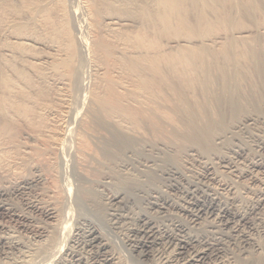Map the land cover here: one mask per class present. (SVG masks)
I'll list each match as a JSON object with an SVG mask.
<instances>
[{
	"label": "bare ground",
	"instance_id": "obj_1",
	"mask_svg": "<svg viewBox=\"0 0 264 264\" xmlns=\"http://www.w3.org/2000/svg\"><path fill=\"white\" fill-rule=\"evenodd\" d=\"M9 1L0 0V23L7 12H17L19 5L27 8L24 12L29 18L44 12L49 20L47 32L52 43L47 49L52 52L33 56L30 63L37 68L44 66L48 74L57 73L59 84L74 81L77 52L68 39L71 35L66 32V23L58 25L52 15L56 0ZM88 3L86 7L103 19L104 26L92 41V51L105 59L115 54L114 66L130 80L131 87L104 80L108 94L102 95L94 85L93 106L73 132L78 168L89 166L88 157L93 159L89 169L101 177L112 166L126 168L125 158L135 153H154L142 165L146 168L142 174L118 178L120 185L131 189V195L121 196L116 191L106 197L104 215L109 226L123 221L133 203L130 196L142 193L139 195L146 200L148 210L133 219L127 235L130 252L140 262L158 256L159 264H264V137L260 135L264 128V0H144V6L140 0ZM161 35L182 36L185 44L169 40L167 47L159 48ZM35 37L15 33L12 45L0 53V137L16 120L35 123V101L21 90L29 83L27 72L8 64L16 54L21 63L26 62L14 45L17 49L47 46ZM48 113L54 114L52 110ZM56 118L55 129L38 131L49 141L46 152L62 148L69 131L60 125L62 119ZM242 134L254 142L255 149L243 145ZM227 141L231 143L226 151L220 152ZM8 150V146L0 147L2 198V183L5 185L20 165L18 157L7 159ZM190 164H196L200 172L192 173L187 167ZM219 168L230 177L225 178ZM147 172L159 178L161 186L137 190L141 183H147ZM81 173L74 188L71 182L65 180L64 186L59 182L61 200L78 197L98 212L102 202ZM107 179L102 177L101 183ZM36 180L22 179L27 185ZM162 186L174 195L166 194ZM70 205L34 207L49 226L35 231L34 243L10 240L8 247L18 252V260L0 259V264H121L106 234L91 219L76 221L69 244L62 246L60 235L64 237L67 223L73 220L64 216ZM152 211L162 214L161 219ZM183 215L188 221L180 219Z\"/></svg>",
	"mask_w": 264,
	"mask_h": 264
},
{
	"label": "rangeland",
	"instance_id": "obj_2",
	"mask_svg": "<svg viewBox=\"0 0 264 264\" xmlns=\"http://www.w3.org/2000/svg\"><path fill=\"white\" fill-rule=\"evenodd\" d=\"M12 1L9 2L13 3ZM56 1L52 5L53 7H51L52 15L55 16L56 20L58 21L57 23L58 25L63 24L64 22L66 23L67 25L66 32L68 33V35L70 34L72 37V38L68 37V39H70V41L74 43L77 52V63H76L77 75L75 77V80L72 82L69 81L65 84H59L57 83V79H58L57 73L53 75L48 74L45 71L46 68L44 66L42 68H37L35 65H32L30 63L32 62L30 60H33L31 59V57L36 55L38 56L44 54L47 55L52 52L49 48L48 49L50 51L47 49V47L51 45L50 43L52 42H50L49 35L47 32V30H49L47 28L48 26L47 23L49 20L44 12L35 13V16L33 17V19H31L29 18L28 14L24 12V10L27 8L23 6H21L20 8L19 5L17 12L16 11L7 12L3 16L0 23V53L4 49H7L12 45L13 40L11 36L15 33H19L20 31L28 33L31 36L32 35L36 36L37 39L42 38L41 41L45 43V45H47L41 48H37V47L35 48L33 47L35 45L32 46L30 45L26 48H19V49H17L19 46L14 45L19 54L21 53L25 55L26 62L21 63L20 62L21 57L20 56L18 57V54H16L17 57L8 63L9 65L13 64L15 67H18L19 69H24L27 72L29 83L22 86L20 85L22 87L20 88L22 91H25L32 99H34L35 103L33 106V110L36 113V116L34 118L35 119L34 124L33 123L31 124L26 121L24 122L22 120H16L9 126L8 130H6L5 133H3V135H1L0 137V147L8 146L9 149L8 152H6L8 153V156L6 155L8 157L7 159L13 160V157H18V159L20 160L18 161L19 162L18 165L19 164L20 165L16 170L17 172L15 175L12 176L14 178L11 177L10 180L5 183V185H3L4 183H2V186H4L3 190L5 192V195L3 196V198L0 197V202H1L0 205L4 206L2 207L3 209L0 211V214L2 213L0 215V242L2 240L1 242L2 246L0 245L1 246L0 259L6 262L17 261L18 259L16 257L18 256V252L15 249L9 248L7 243L10 242V240L11 241L17 240L19 242L22 241L23 243L21 244H27V245L34 243V240H36L34 235L35 231L39 228L45 229L49 226V221H46L42 217L41 213H39V211L34 210L33 209L34 207L42 208L53 205L56 208L57 207L67 208L69 207L70 203H72L70 205V208L65 209L64 211V212H66L67 210L69 211L67 215L66 213H64V216H66L65 219H67L68 221L71 219L73 220H71L70 222L67 221L68 226L71 228H68L67 226V229L63 234L64 237L60 235L59 242L63 240L62 241L63 244L60 243L62 244V246H67L69 244L68 237L73 231L76 221H82L83 219L86 220L91 219L90 221L92 222V224L95 225V227L97 226V228L100 230L101 233L106 234L107 237L105 236V238L106 239L108 238L107 241L109 243V246L121 264H159L158 256L149 257L148 260H145V262H140L135 257H133L134 254L130 252L131 250L129 249L127 244L128 229L130 227V224H132L133 219L136 218L137 215L143 213L144 210L146 209L148 210L147 205L145 204L146 200L143 199V196L139 195L142 193H138V196L137 195L134 197L130 196L133 203L131 204L132 206L126 212L129 215H126L125 219H123V221H121L117 225L115 224L114 226H109V224L107 223L108 217L104 215L106 202H108L107 198L109 196H111L116 191H119L121 193V196L131 195L132 193L131 189L129 188L125 189V185H120L118 183L119 182L118 178H124L129 174L131 175L136 173L142 174L141 172L143 170H146V168L144 167L145 166L144 162L147 161V157L150 158L151 155L154 156L153 151H151L148 154L141 152H139L140 154L135 153L134 155L125 158L124 164L125 165L127 164L125 166L126 168L112 166L111 169L106 171L109 175L105 173L104 175L101 174L102 175L101 177L100 174H98L97 177V175H95L89 169V166L91 165L90 162L93 161V159H89L87 157L86 163L89 166L82 167L81 170L80 168H78L79 165L76 163V158H74L76 157V153H75L76 141L74 135L75 133L73 132L79 129L83 120L86 119L88 112L91 109L90 107L93 106V101H92L93 88L96 85H98V87L100 88V89L98 88L99 93H102V95H106L108 94V91L106 89V81L108 79L120 81V83L124 85V87L126 88L131 87V82L130 80H128V78H126L125 74L121 70L115 68L114 66V61L116 57L115 54L112 53L111 57L105 59L100 57L99 54H97L95 51H92L94 50L92 47L93 46L92 41L96 37H98V34L101 32V28L104 26H103V19H101V17H95L93 12L89 10L88 7H86V5L88 6L89 4L88 2L90 0L89 1L88 0H62V1L56 0ZM85 1L87 3H85ZM140 1L142 2L141 5L144 6V0H140ZM64 9L66 10L64 11ZM62 11L63 13H61ZM13 22L17 24L14 25ZM99 23L100 26L98 25ZM133 26H135V24H133ZM66 36L67 35H64L62 39L64 38V40H66L65 38ZM161 36H159V39L157 40L159 48L167 47L165 44H167L169 40L177 43L178 41H181L179 42V44H185L183 40L184 37L182 36L181 37L170 36L171 38L169 36H164V35ZM178 38L182 40H179ZM53 44L56 45L57 43H53ZM174 46L173 48H175ZM7 59H11V58L7 57ZM50 63L51 62H49V64ZM27 86H29V88ZM81 96L83 97V99ZM49 110H52L54 114L50 115L48 113ZM56 117L58 118L60 117L62 119V123L60 125L63 126L67 131L69 130L70 132L69 131L68 133L66 132L65 135L66 139H64L65 142L63 141L62 145L60 146L62 148H59L57 152L56 151L46 152L44 148L46 147V144L49 141L45 136L39 134L38 131L43 129L44 130L55 129L58 126L56 124V119H57ZM262 132L260 135L264 137V128ZM147 135L148 134H146V137L151 140L152 138L150 137V135L148 136ZM245 137H247V135L242 134L243 145L247 149H251V148L255 149L254 142L251 141L249 137L247 139ZM89 139L91 141L94 140L93 136H89ZM243 139H246V141L248 139L249 140L245 142V140ZM226 143H224L225 146H222L223 148L222 147L220 148L222 151L219 149L220 152L226 151L225 149L229 146L231 142L229 143L227 141ZM245 143H248V146ZM249 146H251V148ZM65 165H67L66 169H65ZM62 167L64 168V170ZM187 167L191 172L192 170L193 171L199 170L200 172V168H198L196 164H190ZM219 170L223 171L222 175H224L225 178L230 177V174L224 171L225 170L224 168H219ZM80 172H82L81 174L83 176L81 177L84 180L85 184L89 186L92 190L93 189L95 190L94 192L96 193L95 194L96 198L100 200V202H102L100 203L99 206L100 209L98 212L92 211V207L90 206L91 204L81 201V199H79L78 197L76 198L72 197L70 200L68 199L67 202L66 201L63 202V200H61L62 197L60 196V192L58 190L59 187L61 186L60 184H63V182L65 184V180H66V182H71L70 185L73 184L72 188H74L75 185H77L79 182L77 181V179L79 180L78 175H80ZM21 175L25 177V179L35 177L37 178V180L34 183V185L33 184L27 185L23 183L25 179ZM105 176H107L108 179L105 182L106 184L105 183L102 184L101 183L102 177ZM145 179L147 180L146 181L147 183L145 185H142L141 183L140 184L141 187L139 186L138 189L136 188L137 190L147 189L149 187L161 186L159 178L154 177V175H152V173L150 172H147V174L145 175ZM64 184L62 186H64ZM118 185H120L121 188ZM122 187L126 191L122 190ZM162 189L166 194L168 195L171 194L170 196L174 195L173 192H171L170 190H168L163 186ZM80 209L82 212L80 211ZM70 211L74 213L72 214ZM9 214L11 215V217ZM152 215L155 216L156 218L158 217V219H161L160 216H162V214H157L153 211H152ZM68 216L69 218H67ZM75 217L78 219H75ZM180 219L184 222L188 221V218L185 215L181 216ZM114 228L116 229L114 230ZM70 229L72 230L70 231ZM11 236L14 238H12ZM65 242H67L68 244L67 243L65 244ZM229 264H234V262H231Z\"/></svg>",
	"mask_w": 264,
	"mask_h": 264
}]
</instances>
